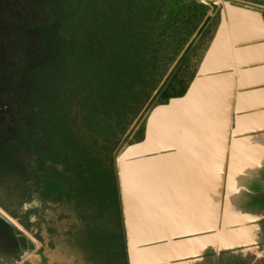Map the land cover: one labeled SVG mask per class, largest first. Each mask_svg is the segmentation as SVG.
I'll list each match as a JSON object with an SVG mask.
<instances>
[{
    "label": "trees",
    "instance_id": "obj_1",
    "mask_svg": "<svg viewBox=\"0 0 264 264\" xmlns=\"http://www.w3.org/2000/svg\"><path fill=\"white\" fill-rule=\"evenodd\" d=\"M0 1L33 36L30 91L0 84V207L41 242L36 257L77 235L107 264H130L119 160L190 92L217 43L218 2ZM0 225L18 264L37 249L2 216Z\"/></svg>",
    "mask_w": 264,
    "mask_h": 264
},
{
    "label": "crops",
    "instance_id": "obj_2",
    "mask_svg": "<svg viewBox=\"0 0 264 264\" xmlns=\"http://www.w3.org/2000/svg\"><path fill=\"white\" fill-rule=\"evenodd\" d=\"M215 13L217 43L188 96L124 157L130 264H264V9Z\"/></svg>",
    "mask_w": 264,
    "mask_h": 264
},
{
    "label": "rangeland",
    "instance_id": "obj_3",
    "mask_svg": "<svg viewBox=\"0 0 264 264\" xmlns=\"http://www.w3.org/2000/svg\"><path fill=\"white\" fill-rule=\"evenodd\" d=\"M213 1L221 3L226 1L231 2L228 0ZM15 7L14 5L6 7L5 3L0 1V84L4 85L11 92H26L30 91L33 86L30 82L33 62L30 61L31 54L27 53V47L25 46L27 37L32 39L33 36L24 26V23L27 21L25 17L17 16V19L13 17ZM128 152L129 151L121 156L119 160L120 164L123 162L124 157L131 153ZM131 160L132 158H128L126 161ZM1 226L2 225H0V264H18L17 262L20 259L21 253L16 254L14 250L8 248L9 244L2 239ZM54 239L56 242L54 248L44 252V257L47 261L44 257H36L40 249L31 259L22 263L23 260L35 252L36 249L26 256L19 264H107V261L101 259L96 253L94 249L95 246L85 241V239L83 240L80 236L73 235L65 238L59 235ZM120 261L115 260L110 264H123Z\"/></svg>",
    "mask_w": 264,
    "mask_h": 264
},
{
    "label": "water",
    "instance_id": "obj_4",
    "mask_svg": "<svg viewBox=\"0 0 264 264\" xmlns=\"http://www.w3.org/2000/svg\"><path fill=\"white\" fill-rule=\"evenodd\" d=\"M189 94V93H188ZM188 96V95H187ZM186 96V97H187ZM148 141V137H146L145 141L139 145L138 147L140 146H143L144 144H146ZM136 147V148H138ZM136 148H134L133 150H135ZM132 150V151H133ZM122 164L123 162L120 164L119 162V175H120V182H121V189H122V196H124V192H123V176L121 175L122 174ZM123 200V199H122ZM124 209V213H125V217H126V212H125V208L123 207ZM0 216H2L8 223H10L12 226H14L15 228H17L18 230H20L22 233H24L28 238H30L34 243L37 244L38 246V250L42 248V244L41 242H39L29 231H27L17 220H15L10 214H8L2 207H0ZM127 221V219H126ZM126 225H127V222H126ZM36 250L35 252H33L32 254H30L28 257H26L22 263L28 261L29 259H31L36 253L37 251ZM21 263V264H22Z\"/></svg>",
    "mask_w": 264,
    "mask_h": 264
},
{
    "label": "flooded vegetation",
    "instance_id": "obj_5",
    "mask_svg": "<svg viewBox=\"0 0 264 264\" xmlns=\"http://www.w3.org/2000/svg\"><path fill=\"white\" fill-rule=\"evenodd\" d=\"M19 231H20V230H19ZM23 234H24V233H23ZM37 250H38V246H37ZM39 250H40V249H39ZM39 250H38V251H39Z\"/></svg>",
    "mask_w": 264,
    "mask_h": 264
}]
</instances>
